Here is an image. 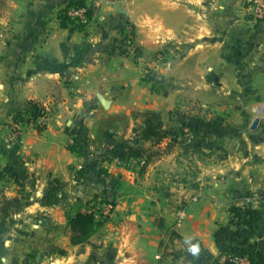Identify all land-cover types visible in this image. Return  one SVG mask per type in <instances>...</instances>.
Segmentation results:
<instances>
[{
  "label": "crops",
  "instance_id": "1",
  "mask_svg": "<svg viewBox=\"0 0 264 264\" xmlns=\"http://www.w3.org/2000/svg\"><path fill=\"white\" fill-rule=\"evenodd\" d=\"M68 1L0 0V126L39 105L53 113L22 133L17 156L0 134L13 173L0 191L26 199L0 221V264H82L101 238L122 251L109 264H216L227 224L264 258V23L244 18L243 0H84L93 18L69 29ZM144 113L176 139L142 138ZM190 120L195 140L180 134ZM119 143L159 153L127 169L112 161ZM102 196L116 230L72 245L68 218Z\"/></svg>",
  "mask_w": 264,
  "mask_h": 264
},
{
  "label": "trees",
  "instance_id": "2",
  "mask_svg": "<svg viewBox=\"0 0 264 264\" xmlns=\"http://www.w3.org/2000/svg\"><path fill=\"white\" fill-rule=\"evenodd\" d=\"M68 6H84V0H69L66 4ZM92 9L88 8L86 10L87 18H91ZM60 23L62 26L67 27L69 29H76L81 27L80 23H74L68 19L65 13V9L61 10L60 14ZM30 114L34 117H38L40 113V108L35 106L34 110L19 112L16 113L15 116H20L22 114ZM143 118V129L141 131V137L144 139H151L154 142L161 140L165 136H170L172 139H176L177 134L175 132L163 133L158 128L159 118L155 113H144L142 114ZM194 120H190L184 123L185 128H189L193 135H196L197 129L193 125ZM183 135L184 133H180ZM75 145V144H74ZM70 146V149L74 150L76 146ZM195 145V142L192 143ZM79 150V148H77ZM18 148L17 146L9 152L10 156H17ZM80 151V150H79ZM113 154L112 157H118L120 159H128V158H140L145 154L146 161L152 155L156 153L148 152L143 153L144 151L139 148H127L125 144L119 143L112 148ZM5 153V152H4ZM13 177L12 170L8 167L0 168V180H4V178ZM115 187V180H113V188ZM94 200H99L97 203H111L114 205L113 197H105L96 198ZM26 206V199L22 195L7 197L0 191V221L18 214L22 212L24 207ZM241 216V215H240ZM239 213H232L230 221H238L240 218ZM99 226V222L93 216V214L77 212L73 216L68 219V227H69V240L72 245H79L83 243H87L91 235L95 232L97 227ZM229 228V225H219L213 234L214 241L216 247L219 251V256L215 259L216 264H236L232 259L236 258H247L249 264L255 263V260H259L261 264H264V258L258 257L256 258L254 254L248 252L241 243L235 238V232Z\"/></svg>",
  "mask_w": 264,
  "mask_h": 264
},
{
  "label": "built area",
  "instance_id": "3",
  "mask_svg": "<svg viewBox=\"0 0 264 264\" xmlns=\"http://www.w3.org/2000/svg\"><path fill=\"white\" fill-rule=\"evenodd\" d=\"M65 13L68 19L74 23L86 24L88 22L86 8L84 6H68L65 8ZM243 16L252 24H258L260 22L264 23V0H243ZM91 18H93V15ZM132 38L131 28L128 27L122 35V40H120L122 42H120V46L131 47ZM158 58L161 59V56L159 55ZM39 108L41 114L38 117H34L28 113H24L20 116L14 115L0 126V132L3 136L2 147L4 150L8 151V153L11 152L14 147H18L20 137L26 129H34L40 126L38 118L44 113V108L42 106ZM183 131V136L187 140H191L193 138V134L189 128H185ZM70 143L72 142L70 141ZM112 161L116 165L123 166L127 169H134L138 167V163L135 158H128L125 160L118 157H112ZM114 211L115 206L111 203H92L81 210L83 213L93 214L95 218L98 216L101 218H108ZM181 218L182 215L180 213L178 219ZM232 260L236 264H249L248 259L245 257H234Z\"/></svg>",
  "mask_w": 264,
  "mask_h": 264
},
{
  "label": "rangeland",
  "instance_id": "4",
  "mask_svg": "<svg viewBox=\"0 0 264 264\" xmlns=\"http://www.w3.org/2000/svg\"><path fill=\"white\" fill-rule=\"evenodd\" d=\"M94 12V11H93ZM132 47V46H131ZM148 75V74H147ZM42 105H39L38 107H40ZM44 108V113L42 114V116H40L38 119L39 121V125L41 126L40 120L42 121L44 118L50 117L53 113L52 110L47 109L46 107L42 106ZM39 126V127H40ZM38 127V128H39ZM1 134V132H0ZM195 135H193V138L195 140ZM18 148V147H17ZM152 149V148H151ZM155 156L158 155V150L152 149L151 151ZM153 156V155H152ZM138 160V159H137ZM136 160V161H137ZM144 162V161H143ZM139 168V167H138ZM7 179L6 177L4 178V180ZM83 210V209H82ZM81 212V211H80ZM115 213L116 211H114L112 213L111 216H109L108 218H101V217H96V220L99 222V226L97 227V229L95 231H99L101 230V235H108V233H113L116 229H114V226H112L111 221L113 218H115ZM185 214H187V209L184 211ZM114 216V217H113ZM113 217V218H112ZM6 219V218H5ZM69 219V218H68ZM113 227V229H112ZM2 229L0 227V238L2 239ZM108 231V232H107ZM113 231V232H112ZM146 231V240L143 243H141V249L144 251V254L147 258H150L153 256V254L156 252L155 251V246H153V244H150L149 242V233ZM98 242H100L99 248H96V251H91L90 256L88 261L83 262L82 264H106L108 262L109 264V257L110 255H114V257L116 258L117 262H120L121 260V256H122V251L118 250L117 247L113 246V245H109V240L105 239V238H101L98 240ZM3 248H0V252L3 251ZM174 249V248H173ZM74 252V251H73ZM94 253V255L92 254ZM108 258V259H107ZM162 258H164V256H162ZM51 264V263H50ZM79 264V263H78ZM120 264V263H118Z\"/></svg>",
  "mask_w": 264,
  "mask_h": 264
},
{
  "label": "water",
  "instance_id": "5",
  "mask_svg": "<svg viewBox=\"0 0 264 264\" xmlns=\"http://www.w3.org/2000/svg\"><path fill=\"white\" fill-rule=\"evenodd\" d=\"M195 124H196V123L194 122V125H195ZM257 124H258V120H255V121L253 122V127H256Z\"/></svg>",
  "mask_w": 264,
  "mask_h": 264
},
{
  "label": "clouds",
  "instance_id": "6",
  "mask_svg": "<svg viewBox=\"0 0 264 264\" xmlns=\"http://www.w3.org/2000/svg\"><path fill=\"white\" fill-rule=\"evenodd\" d=\"M191 251H193V253H195V252L198 251V249L194 247V248L191 249Z\"/></svg>",
  "mask_w": 264,
  "mask_h": 264
}]
</instances>
